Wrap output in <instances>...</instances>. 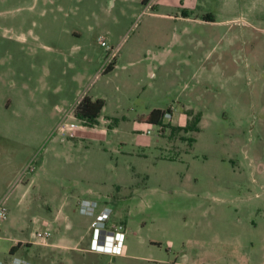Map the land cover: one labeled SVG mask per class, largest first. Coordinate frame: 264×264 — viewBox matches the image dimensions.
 <instances>
[{
  "label": "rangeland",
  "instance_id": "rangeland-1",
  "mask_svg": "<svg viewBox=\"0 0 264 264\" xmlns=\"http://www.w3.org/2000/svg\"><path fill=\"white\" fill-rule=\"evenodd\" d=\"M160 1L172 6L152 4L137 15L141 0H37L33 12L19 10L17 23L3 18L11 27L0 28V102L25 98L37 107L38 136L18 176L26 196L8 200L12 221L32 230L16 253L33 264H186L201 256L239 264V245L264 264V0H230L225 8L221 0ZM19 2L0 7L10 14ZM178 5L195 16L217 7L218 16L237 18L187 23L150 11L174 13ZM99 34L118 46L120 62L135 59L116 79L126 81V93L141 94L125 99L131 118L108 139L79 140L78 130L52 129L51 104L79 86L87 92L97 62L73 44L81 35L92 41L90 52L100 51ZM152 101L170 107L162 124L136 116ZM82 197L96 201L92 214L80 210ZM104 206V226L124 231L118 253L90 248L91 222ZM44 225L48 242L34 241Z\"/></svg>",
  "mask_w": 264,
  "mask_h": 264
},
{
  "label": "crops",
  "instance_id": "crops-1",
  "mask_svg": "<svg viewBox=\"0 0 264 264\" xmlns=\"http://www.w3.org/2000/svg\"><path fill=\"white\" fill-rule=\"evenodd\" d=\"M48 2L52 3L54 0H47ZM2 0H0V3ZM141 2L144 4L141 9L136 13L137 15L147 11L152 4H159L162 7L169 8L172 5L168 3H162L160 0H149L147 2ZM230 0H221L219 7H228V3ZM161 3V4H160ZM45 5V4H44ZM59 8H62V5H58ZM37 8V0H24V3H17L11 8V13H6L5 9L0 7V28L4 27L5 30L9 29L11 25L5 26L3 24L4 17H10L11 20L15 23L17 21L18 12L22 9H28L29 11H34ZM213 10H204L202 12V16L207 11L213 12L214 19H207L203 18L202 16H195L193 15V11L189 6H177L175 8V12H164V11H155L150 10L154 14L165 15L167 17H173L175 22L182 21V22H214V23H221V24H228L231 25L234 21H236L237 16L226 15V16H218L217 14V7L213 8ZM41 11H45L44 8ZM193 24V23H192ZM33 32V30H30ZM6 35V34H5ZM4 32L1 33V36H5ZM35 35H37L35 33ZM18 39L22 41L27 39L26 33L24 30H20L17 32ZM82 36H76L78 39L74 44V48H79L82 50V56L84 59L87 60H94L97 62V66L94 70H88V83L90 85L87 87V94L91 97L95 98L97 96L103 97L104 104L101 108L100 114L98 116V121L93 125H84L78 128L76 132V136L73 137L75 139H83L85 137H100L104 139H108V132L109 129L118 130V121L122 120H130L132 110L130 102L126 103L125 99L136 100L141 94V90L137 89V92L134 95L126 93L127 85L126 81L116 79V76L119 74V69L126 66V64L134 63L135 59H128L126 62H120V49L118 50V46L115 44L113 45L114 49V63L113 66L107 70L102 71V62L105 58V51L106 46L105 44L101 43V39L105 40V37L101 34L97 35L96 39L102 45H104V49L102 50H95L94 52H90L88 50L92 41L87 40L85 44L83 40H81ZM90 43V44H89ZM106 44H110L105 40ZM47 47L51 46L49 44L46 45ZM113 73V75H112ZM92 80V81H90ZM97 85L99 89H94V86ZM87 86L84 85L83 88L74 90V94L71 99L62 98L60 101H54L51 104L52 110H50L51 117L55 115L54 119L52 120L53 123L51 125L52 129L57 125L59 121H77L79 122V118L73 114L71 111V106L73 103L79 98V94L83 91V89ZM141 88V87H140ZM91 91V92H90ZM76 96V100H73ZM114 97L113 103L115 105L114 108L108 107V102H110V98ZM73 101V102H72ZM151 109L153 107H162L157 106L154 101L150 102ZM129 107V108H124ZM40 108V106H39ZM36 104L31 102L25 98H16L15 100L7 99L0 102V198L4 197L8 206V213L7 216L4 218L2 222V228L0 233V258H8L10 252H17L22 244H25V240H31L30 234H27L25 229L24 223L22 220H14L12 221L10 217L11 210H9L8 200L10 199L11 202H15L16 204H21L24 202L26 193H23V188L27 185L20 179H18L19 174L23 170V167L28 162L30 155L28 156V152L30 149L33 148L35 139L38 136L37 129H36V119H35V112H36ZM143 110L139 111L136 114L138 118L145 119V115L151 110ZM41 111V110H39ZM10 112V115H6L4 113ZM51 121V119H50ZM50 127V128H51ZM133 130H137L133 128ZM56 131L61 134V130L56 126ZM62 136V135H61ZM32 145V148H31ZM26 154L24 155V152ZM23 154V155H22ZM22 155V156H21ZM30 186V185H29ZM120 186V184H119ZM21 221V224L19 222ZM19 224V225H18ZM20 241L19 246L14 251H10L11 245ZM54 243V242H49ZM238 245V242H235ZM241 242H239L240 244ZM214 244V243H212ZM225 244V243H224ZM242 244V243H241ZM235 247L234 245H232ZM224 249L227 250L226 255L229 253H233L230 251L229 244L226 243L224 245ZM186 254V252H184ZM205 254V253H204ZM230 255V254H229ZM204 256L201 257H192L191 260L186 258V264H206ZM182 262V261H178ZM252 257L251 255H246L244 250H241L239 245V264H251ZM253 264V263H252Z\"/></svg>",
  "mask_w": 264,
  "mask_h": 264
},
{
  "label": "built area",
  "instance_id": "built-area-1",
  "mask_svg": "<svg viewBox=\"0 0 264 264\" xmlns=\"http://www.w3.org/2000/svg\"><path fill=\"white\" fill-rule=\"evenodd\" d=\"M101 43L105 44L106 46V55L103 61L104 63L114 55L115 48L111 44H106L104 39H101ZM71 111L73 112L72 106H71ZM84 125L86 124L79 118V122L74 120L59 121L56 126L61 130L62 135L65 134L66 132H68L69 135H74L75 130L77 131L79 127H82ZM95 205H96V201L91 198L82 197L80 199V210L83 212L92 214L94 212ZM7 213H8V206L6 200L4 199V197H1L0 198V233L2 228V222L4 218L7 216ZM108 214H109V209L108 207L104 206L96 214L95 219L92 220L91 226H93V230L90 241V248L96 251L118 253L121 250L124 231L115 226L114 227L104 226ZM50 234H51V230L47 225H44L43 227H37L33 231L34 241L36 240L38 242L46 243L48 242V238ZM0 264H33V262L31 259H29L24 255L17 254L16 252H10L8 258H0Z\"/></svg>",
  "mask_w": 264,
  "mask_h": 264
},
{
  "label": "trees",
  "instance_id": "trees-1",
  "mask_svg": "<svg viewBox=\"0 0 264 264\" xmlns=\"http://www.w3.org/2000/svg\"><path fill=\"white\" fill-rule=\"evenodd\" d=\"M143 2H147L149 0H142ZM203 18L207 19H214L213 12L207 11L203 14ZM115 56L113 55L110 57L107 61L103 63L102 71L109 70L114 63ZM104 104L103 97L97 96L95 98L91 97L89 94H87L86 91H83L79 98L73 103L72 110L74 114L80 118L85 124L87 125H93L98 121V116L100 114L101 108ZM170 107H167L169 110ZM165 108L161 107H153L146 115L145 119L150 122H155L162 124V118L165 110ZM189 127L188 125H184V127ZM176 127V125H175ZM20 241L17 243L11 245L10 251H14L17 246H19Z\"/></svg>",
  "mask_w": 264,
  "mask_h": 264
}]
</instances>
